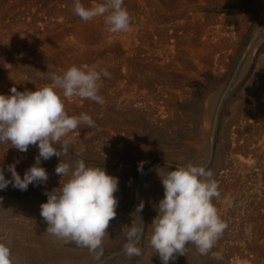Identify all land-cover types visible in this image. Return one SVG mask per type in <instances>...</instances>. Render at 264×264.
<instances>
[{"label":"rangeland","instance_id":"rangeland-1","mask_svg":"<svg viewBox=\"0 0 264 264\" xmlns=\"http://www.w3.org/2000/svg\"><path fill=\"white\" fill-rule=\"evenodd\" d=\"M49 3L55 0H0V94L10 95L12 87L21 92L35 91L51 83L50 73L61 74L67 69L54 62L37 39L46 32L51 39L48 42L63 45L69 39L62 37V32L73 29L75 19H82L73 14L75 19L63 18L61 23L53 12L41 9ZM124 5L129 7L130 31L112 34L102 24L100 39L89 47L91 56L78 65H98V71L111 73L110 79L101 76L98 82L103 105L90 99L62 97L69 116L82 112L95 121V127L82 124L65 137L70 141L66 160L74 163L82 159L86 166L104 167L119 178L117 215L107 229L100 261H94L87 248L44 230L40 205L47 202L45 191L59 187L60 182L55 168L62 158L55 156L41 162L49 174L45 184H29L26 191L9 184L0 190V242L10 246L12 260L19 253L30 264L52 263L65 252L76 264H161L148 245L149 226L157 214L154 205L164 197L155 169L165 166L160 169L163 172L168 165V170H174L192 163L213 173L221 193L213 203L227 227L209 257L188 245L192 251L188 264L264 263V189L260 188L264 187V0H140L139 4L124 0ZM190 42L196 43L195 47ZM38 154L37 146L20 152L10 144H0V167L5 168V178L11 179L7 165L17 160L16 171L23 178ZM140 162H144L143 173L138 171ZM150 184L160 185L156 193L147 191ZM142 201L140 216L145 233L138 245L142 254L128 257L122 251L126 238L121 230L131 225L130 213ZM213 252L220 259H214ZM176 263L181 264L178 256L169 261Z\"/></svg>","mask_w":264,"mask_h":264},{"label":"clouds","instance_id":"clouds-1","mask_svg":"<svg viewBox=\"0 0 264 264\" xmlns=\"http://www.w3.org/2000/svg\"><path fill=\"white\" fill-rule=\"evenodd\" d=\"M73 12L84 22L102 17L109 33L130 31L131 17L124 0H102L90 7L74 0ZM101 76L110 79L111 73L106 69L98 71L95 65H72L61 74L50 73L51 83L35 91L21 92L12 87L10 95L0 94V144H10L20 152H27L30 145L39 150L23 178L16 171L18 160L7 165L11 179L5 178V168L0 167V190L9 184L21 191H26L29 184H45L49 174L41 162L53 156L62 158L55 168L60 177L59 187L45 191L47 202L40 205V215L47 223L48 233L87 248L97 262L103 254L110 221L117 215L119 201L115 193L119 191V178L108 174L104 167L86 166L82 159L74 163L66 160L70 141L65 137L82 124L95 127V121L85 113L69 116L63 98L90 99L103 105L104 99L98 94ZM143 164L138 165L141 173ZM164 167L155 169L164 197L155 205L157 214L149 226L148 245L158 254L161 264H169L177 255H186L188 245L207 256L227 227L213 203L221 195L218 183L203 166L189 163L168 170V165L166 171H160ZM143 208L142 201L130 213L131 225H124L121 230L126 238L122 251L128 257L142 254L138 245L145 233L140 216ZM11 256L10 246L0 242V264H13ZM213 258L220 256L213 253Z\"/></svg>","mask_w":264,"mask_h":264},{"label":"bare ground","instance_id":"bare-ground-1","mask_svg":"<svg viewBox=\"0 0 264 264\" xmlns=\"http://www.w3.org/2000/svg\"><path fill=\"white\" fill-rule=\"evenodd\" d=\"M136 1V3H140V0H135ZM99 2H102V0H81V3L82 4H84L85 5V7H90V6H92V5H94V4H96V3H99ZM126 3H127V1H126ZM50 4V5H49ZM48 5H46V7H48L49 6V8L47 9L44 5H43V7H41V9L43 10V8H45L46 10H48V11H51V12H53V16H54V14H55V16L56 17H59V18H61V23H62V20L64 21L66 18L69 20L70 19V21H71V19H75V16L73 15L74 14V12H73V7H74V0H55V3H49ZM146 5V4H145ZM125 6V5H124ZM8 7V6H7ZM12 7V6H11ZM32 7V6H31ZM126 7V9H127V11L129 10V7H127V6H125ZM2 10V9H1ZM6 11V10H5ZM41 11V10H40ZM145 12V11H144ZM149 13V12H148ZM18 14H20V13H18ZM17 14V15H18ZM35 14V13H34ZM46 14V13H45ZM49 14V13H48ZM17 15H15V16H17ZM22 15V14H21ZM20 15V16H21ZM23 15H25V14H23ZM15 16H14V18H15ZM42 16V15H41ZM45 16V15H44ZM48 16V15H47ZM78 17V16H77ZM76 17V18H77ZM18 18V17H17ZM47 18V17H46ZM49 18V17H48ZM63 18H65V19H63ZM3 19V18H2ZM12 19V18H11ZM19 19V18H18ZM36 19H39V18H36ZM80 19V18H79ZM155 19V18H154ZM46 20V19H45ZM19 21H21V20H19ZM154 21V20H153ZM12 22V20L10 21V23ZM15 22V21H14ZM13 22V23H14ZM34 21H32V23H33ZM66 22V21H65ZM20 23V22H19ZM8 24V23H7ZM23 24V23H22ZM28 24V23H27ZM30 24V23H29ZM75 27L73 28V29H71V30H69L68 32H62L63 33V36L62 37H66V36H68V41L67 42H65V44L63 43V45H59V46H57L56 45V43L55 42H48L49 40H51V39H49L48 40V34L45 32H42V34L44 33V35H42V36H40V38H38L37 40L39 41V43L40 44H42V45H45V48H46V50L47 51H49L51 54V56H49L51 59H53L54 60V62H59L60 64L59 65H62L63 64V66L65 67V68H69L70 66H72V65H76V66H78L81 62H83V61H85V60H87L90 56H91V54H90V52H89V47L91 46V44H93L94 42H96L98 39H100V35L102 34L101 33V27H102V24H104V21H103V18H95L94 20H92V21H90V22H84L83 20L82 21H80V20H78V19H75ZM12 25V24H11ZM19 25V24H18ZM184 25V24H183ZM21 26V25H20ZM32 26V25H31ZM30 26V27H31ZM34 26V25H33ZM33 26L31 27V29L33 28ZM187 26V25H186ZM193 27V26H192ZM26 28V27H25ZM29 28V27H28ZM27 28V29H28ZM38 28H40V27H38ZM46 28V27H45ZM52 28H53V26H52ZM51 27H50V29H52ZM188 28V27H187ZM191 28V27H190ZM195 28V27H194ZM30 29V28H29ZM193 29V28H192ZM5 30V29H4ZM15 30V29H14ZM20 30V29H19ZM33 30V29H32ZM40 30V29H39ZM191 30V29H190ZM21 31V30H20ZM35 31V30H34ZM37 32H38V30H36ZM35 31V32H36ZM44 31H45V29H44ZM185 31V30H184ZM188 32H189V29L187 30ZM13 32V31H12ZM154 32V31H153ZM183 32V31H182ZM8 33V32H7ZM10 33V32H9ZM18 33H19V31H18ZM62 33H60V34H62ZM109 33V32H108ZM17 34V33H16ZM50 34V33H49ZM106 34V33H105ZM155 34V33H154ZM175 34V33H174ZM1 35V34H0ZM3 35V34H2ZM185 35V34H184ZM27 36V35H26ZM55 36V35H54ZM57 36V35H56ZM171 36V35H170ZM186 36H189V35H186ZM52 37V36H51ZM146 37V36H145ZM158 37V36H157ZM3 38V37H2ZM19 38V37H18ZM29 38H30V36H29ZM58 38H59V36H58ZM107 38V37H106ZM105 38V39H106ZM189 38V37H188ZM187 38V39H188ZM25 39H27V38H25ZM33 39V38H32ZM158 39V38H157ZM165 39V38H164ZM173 39V38H172ZM185 39V38H184ZM58 40V39H57ZM115 40H118V39H115ZM163 40V39H162ZM175 40V39H174ZM186 40V39H185ZM28 41V40H27ZM33 41V40H32ZM54 41V40H53ZM101 41V40H100ZM103 41V40H102ZM114 41V40H113ZM179 41H180V39H179ZM188 41V40H187ZM3 42V41H2ZM18 42V41H17ZM16 42V43H17ZM47 42L49 43V45H47ZM156 42V41H155ZM192 42V41H191ZM190 42V43H191ZM23 43V42H22ZM129 43V42H128ZM164 43V42H163ZM177 43V42H176ZM52 44H54V45H52ZM59 44H60V41H59ZM172 44V43H171ZM174 44V43H173ZM187 44H189L188 42H187ZM191 44H193V43H191ZM199 44V43H198ZM197 44V45H198ZM222 44H224V43H222ZM21 45V44H20ZM24 45V44H23ZM26 45V44H25ZM190 45V44H189ZM195 45H196V43H195ZM195 45L193 44V47H195ZM219 45V44H218ZM110 46V45H109ZM199 46V45H198ZM204 46V45H203ZM221 46V45H220ZM137 48V47H136ZM172 48V47H171ZM197 48V47H196ZM212 48V47H211ZM12 49H14V48H12ZM105 49V48H104ZM115 49V48H114ZM205 49V48H204ZM91 50V49H90ZM109 50H111V49H109ZM134 50V49H133ZM213 50V49H212ZM14 51V50H13ZM96 51V50H95ZM120 51V50H119ZM188 51V50H187ZM104 52H105V54H106V51L104 50ZM112 52V51H111ZM118 52V51H117ZM176 52V51H175ZM102 53V52H101ZM121 53V52H120ZM134 53H136V52H134ZM211 53V52H210ZM39 54H40V51H39ZM68 54H70V56L71 57H69V59H67V55ZM128 54H129V51H128ZM136 54H138V51H137V53ZM22 55H23V53H22ZM30 55V54H29ZM54 55H55V57H54ZM99 55H100V53H99ZM102 55H103V53H102ZM112 55V54H111ZM113 55H114V53H113ZM119 55V54H118ZM1 56H3L2 54H1ZM5 56V55H4ZM24 56V55H23ZM28 56V55H27ZM131 56V55H130ZM178 56V55H177ZM202 56V55H201ZM205 57H206V55H204ZM25 57V56H24ZM46 57V56H45ZM100 57V56H99ZM98 57V58H99ZM109 57H110V55H109ZM109 57H108V59H109ZM128 57V56H127ZM132 57V56H131ZM104 58V57H103ZM111 58V57H110ZM117 58H118V56H117ZM155 58V57H154ZM175 58V57H174ZM179 58V57H178ZM21 59H22V57H21ZM34 59V58H33ZM32 59V60H33ZM41 59H43V58H41ZM48 59V58H47ZM50 59V60H51ZM93 59V58H92ZM112 59V58H111ZM114 59V58H113ZM116 59V58H115ZM114 59V60H115ZM175 59H177V58H175ZM19 60V59H18ZM52 60V61H53ZM90 60V59H89ZM94 60V59H93ZM98 60V59H97ZM105 60V59H104ZM122 60H124V59H122ZM132 60V59H131ZM179 60V59H178ZM210 60V59H209ZM44 61V60H43ZM49 61V60H48ZM133 61V60H132ZM181 60H179V62H180ZM200 61H201V58H200ZM44 62H46V60L44 61ZM86 62V61H85ZM93 62V61H92ZM105 62H106V60H105ZM135 62V61H134ZM38 63V62H37ZM99 63H100V61H99ZM126 63V62H125ZM124 63V64H125ZM128 63V62H127ZM133 63V62H132ZM136 63H138V62H136ZM167 63V62H166ZM208 63H209V61H208ZM13 64V63H12ZM14 64H16V63H14ZM19 64V63H18ZM86 64H88V63H86ZM101 64V63H100ZM106 64V63H105ZM181 64V63H180ZM183 64V63H182ZM102 65V64H101ZM115 65V64H114ZM208 65V64H207ZM210 65H211V63H210ZM14 67H15V65H13ZM18 66V65H17ZM56 66V65H55ZM62 66V67H63ZM91 66V65H90ZM103 66V65H102ZM107 66V65H106ZM109 66V65H108ZM19 67H21V66H19ZM41 67H43V66H41ZM97 67H98V65H97ZM122 67V66H121ZM129 67V66H128ZM188 67H189V65H188ZM23 68H24V66H23ZM29 68H30V66H29ZM107 68V67H106ZM115 68V67H114ZM7 69V68H6ZM10 69V68H9ZM8 70V69H7ZM21 70V69H20ZM28 70V69H27ZM32 70V69H31ZM30 70V71H31ZM44 70V69H43ZM109 70H111V69H109ZM122 70V69H121ZM127 70V69H126ZM130 69H128V71H129ZM16 71V70H15ZM33 71H35V70H33ZM50 71V70H49ZM53 71V70H52ZM62 71V70H61ZM116 71V70H115ZM131 71V70H130ZM133 71V70H132ZM158 71V70H157ZM11 72V71H10ZM29 72V71H28ZM36 72V71H35ZM34 72V74L33 75H35L36 73ZM31 73V72H30ZM33 73V72H32ZM39 73H40V71H39ZM42 73H45V72H42ZM41 73V74H42ZM134 73V72H133ZM132 73V74H133ZM136 73V72H135ZM134 73V74H135ZM137 73H140V72H137ZM154 73H156V72H154ZM125 74H127V72L125 73ZM124 74V75H125ZM27 75V74H26ZM45 75V74H44ZM136 75V74H135ZM157 75V74H156ZM163 75H164V73H163ZM32 76V75H31ZM46 76V75H45ZM140 76V75H139ZM42 77H44V76H42ZM40 78V77H39ZM120 78V77H119ZM119 78H117V79H119ZM135 78H137V76L135 77ZM44 80V79H43ZM143 80H145V79H143ZM108 81V80H107ZM120 81V80H119ZM137 80H135V82H136ZM109 82V81H108ZM146 82V81H145ZM1 83V82H0ZM12 83V82H11ZM37 83V82H36ZM40 84H41V82H39ZM49 83V82H48ZM2 84H3V82H2ZM33 85V84H32ZM104 85V84H103ZM102 85V86H103ZM127 85V84H126ZM145 85V84H144ZM147 85H149L148 83H147ZM5 86V85H4ZM100 86V85H99ZM105 86H107V85H105ZM142 86V85H141ZM35 87V86H34ZM152 87H154V86H152ZM124 88H126L125 86H124ZM138 88V87H137ZM128 90V89H127ZM133 90V89H132ZM262 90V89H261ZM6 92V91H5ZM260 92V91H259ZM102 93V92H101ZM115 93V92H114ZM6 94V93H5ZM99 94V93H98ZM104 94V93H103ZM177 95V94H176ZM134 96V95H133ZM113 97V96H112ZM114 98V97H113ZM170 98V97H169ZM122 99V98H121ZM128 99V98H127ZM130 99V98H129ZM137 100V99H136ZM257 100V99H256ZM142 101H143V99H142ZM141 101V102H142ZM71 102V101H70ZM130 102V101H129ZM166 102V101H165ZM121 104V103H120ZM119 103H118V105H120ZM127 105V104H126ZM253 105V104H252ZM124 106H125V103H124ZM262 106V105H261ZM260 105H259V107H261ZM75 107H77V106H75ZM167 107V106H166ZM70 108H72V107H70ZM69 108V109H70ZM81 108V107H80ZM246 108V107H245ZM131 109V108H130ZM259 109V108H258ZM66 110V112L68 113L69 111H67V109H65ZM72 110V109H71ZM82 110V109H81ZM131 110H133L134 111V108H132ZM261 110V109H260ZM73 111V110H72ZM130 111V110H129ZM136 111V110H135ZM262 111H264V107H262ZM79 112V111H78ZM88 112H89V110H88ZM170 112V111H169ZM242 112V111H241ZM82 113V112H81ZM68 114H70V113H68ZM73 114H75V113H73ZM77 114V113H76ZM167 114V113H166ZM80 115V114H79ZM172 115V114H171ZM174 115V114H173ZM75 116H77V115H75ZM176 116V115H175ZM243 117V116H242ZM173 118V117H172ZM254 118V117H253ZM255 118H256V115H255ZM104 119V118H103ZM128 119V118H127ZM170 119V118H169ZM252 119V118H251ZM262 119V118H261ZM166 120V119H165ZM243 120H244V117H243ZM105 121V120H104ZM243 122H245V121H243ZM131 126V125H130ZM246 130V129H245ZM130 133V132H129ZM262 143H264V142H262ZM155 145V144H154ZM154 147V146H153ZM246 147V146H245ZM259 150V149H258ZM256 155V154H255ZM254 159V158H253ZM246 160V159H245ZM238 161V160H237ZM260 161V160H259ZM234 162V161H233ZM248 162V161H247ZM261 162V161H260ZM262 162H264V161H262ZM228 163V162H227ZM238 163V162H237ZM237 163H233V164H237ZM243 163V162H242ZM246 163V162H245ZM254 163V162H253ZM257 163V162H256ZM249 164V163H248ZM17 165V164H16ZM243 165V164H242ZM239 166V165H238ZM253 166H255V163H254V165ZM257 166V165H256ZM262 166V165H261ZM242 167V166H241ZM262 167H264V166H262ZM230 168V167H229ZM254 168V167H253ZM232 169V168H231ZM248 169V168H247ZM261 169V168H260ZM259 169V170H260ZM223 170H225V169H223ZM239 170V169H238ZM240 171V170H239ZM227 172V171H226ZM234 172V171H233ZM227 173H229V172H227ZM237 173V172H236ZM221 174V173H220ZM226 174V173H225ZM242 174H244L243 172H242ZM247 174V173H246ZM250 174V173H249ZM219 175V174H218ZM217 175V176H218ZM232 175V174H231ZM235 175V174H234ZM251 175V174H250ZM256 175V174H255ZM258 175V174H257ZM238 176V175H237ZM237 176H235V177H237ZM252 176V175H251ZM262 176V175H261ZM240 177V176H239ZM238 177V178H239ZM246 177V176H245ZM253 177V176H252ZM158 178V177H157ZM229 178V177H228ZM237 178V179H238ZM247 178H249L248 176H247ZM254 178H255V176H254ZM258 177H256L255 179H257ZM260 178H262V177H260ZM226 179V178H225ZM224 179V180H225ZM250 179V178H249ZM262 179H264V178H262ZM218 180V179H217ZM222 180V179H221ZM236 179H234V182H237V180L235 181ZM245 180H247L246 178H245ZM248 181V180H247ZM253 181H254V179H253ZM257 181V180H256ZM262 181H264V180H262ZM239 182V181H238ZM250 182H251V180H250ZM220 183V182H219ZM221 183H222V181H221ZM242 183V182H241ZM252 183V182H251ZM256 183V182H255ZM244 184V183H243ZM246 184V183H245ZM254 184V183H253ZM226 185H227V183H226ZM261 185V184H260ZM159 186L160 185H157V184H150L148 187H147V191L149 192V193H151V192H154V193H156V190L157 189H159ZM222 186H223V184H222ZM230 186H231V184H230ZM229 186V187H230ZM242 186V185H241ZM251 187V186H250ZM227 188V187H226ZM234 188H236L235 187V185H234ZM258 188V186L256 187V189ZM260 188H262V189H264V187H260ZM220 189V188H219ZM228 190V189H227ZM229 190H230V188H229ZM232 190H234V189H232ZM260 190V189H259ZM224 191H226V190H224ZM223 191V192H224ZM158 192V191H157ZM162 192V191H161ZM227 193V192H226ZM261 193H262V191H261ZM260 193V194H261ZM232 194V193H231ZM231 194L229 195H227L228 197L229 196H231ZM262 194H264V193H262ZM156 195V194H155ZM256 196V195H255ZM232 197V196H231ZM262 197H264V196H262ZM227 200H228V198H227ZM226 200V201H227ZM261 201V200H260ZM262 202H264V201H262ZM152 203V202H151ZM225 203V202H224ZM26 204V203H25ZM154 204V203H153ZM23 205V204H22ZM157 205V204H156ZM154 207H155V205H154ZM255 207V206H254ZM262 207V206H261ZM253 216V215H252ZM256 217V216H255ZM258 217V216H257ZM256 217V218H257ZM248 218H249V216H248ZM251 221H255V220H251ZM250 222V221H249ZM43 223V222H42ZM255 223H256V221H255ZM258 223V222H257ZM45 225H44V230H46L47 229V223H44ZM261 225V224H260ZM251 227V226H250ZM249 227V228H250ZM257 226H255V229H259V228H256ZM262 228H264V227H262ZM20 229V228H19ZM22 229V228H21ZM254 229V230H255ZM43 232V231H42ZM256 233V232H255ZM258 233V232H257ZM254 234V233H253ZM255 235V234H254ZM261 235H264V234H262L261 233ZM256 236V235H255ZM258 236V235H257ZM255 238V237H254ZM256 239V238H255ZM220 244H222V243H220ZM221 246V245H220ZM223 246V245H222ZM217 247V246H216ZM232 247V246H231ZM150 249H152V248H150ZM194 250H196V249H194ZM217 250V249H216ZM64 251V250H63ZM197 252V251H196ZM153 253V252H152ZM151 253V254H152ZM214 253V252H213ZM257 253V252H256ZM71 254V253H70ZM68 254L65 252V253H63V255L60 257V258H58L57 257V259L56 260H54L52 263L50 262L49 264H76L75 262H74V260L73 259H71L70 258V256H67ZM209 255H212V254H209ZM256 255V254H255ZM261 255V254H260ZM260 255H257V256H260ZM59 256H60V254H59ZM150 256V255H149ZM178 257H179V260H180V263L181 264H188L189 262H191V260H192V251H191V249H190V247L189 246H187L186 247V255H177ZM72 257V256H71ZM147 257H148V255H147ZM207 257H209V256H207ZM221 257H222V255H221ZM256 257V256H255ZM177 258V257H176ZM210 258H211V256H210ZM223 258H224V256H223ZM248 257H246L245 259H247ZM252 258H254L253 256L251 257V260L253 261L254 259H252ZM197 259V258H196ZM222 259V258H221ZM242 259V258H241ZM250 259V258H249ZM13 260H14V264H30V262H26L25 260H24V258H23V256L22 255H20L19 253L18 254H14L13 255ZM209 260V259H208ZM231 260V259H230ZM235 260H237V259H235ZM248 260V259H247ZM143 261V260H142ZM149 261H151V259L149 260ZM242 261V260H241ZM258 261V260H257ZM244 262V261H243ZM247 262V261H246ZM251 262V261H250ZM34 263V262H33ZM235 263V262H234ZM236 263H238V262H236ZM248 263H249V261H248ZM258 263V262H257ZM261 263V262H260ZM177 264V263H176ZM196 264H198V263H196ZM223 264H225V263H223ZM230 264V263H229ZM232 264V263H231ZM240 264V263H239ZM249 264H251V263H249ZM255 264V263H254ZM262 264H264V263H262Z\"/></svg>","mask_w":264,"mask_h":264}]
</instances>
